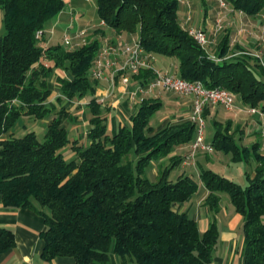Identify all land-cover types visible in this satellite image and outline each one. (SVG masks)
Here are the masks:
<instances>
[{
    "label": "trees",
    "instance_id": "1",
    "mask_svg": "<svg viewBox=\"0 0 264 264\" xmlns=\"http://www.w3.org/2000/svg\"><path fill=\"white\" fill-rule=\"evenodd\" d=\"M226 1L250 17L264 13V0ZM0 4L5 28L0 35V194L5 206L32 208L45 217L43 258L108 264L114 252L124 264H209L219 237L217 223L201 233L188 213L176 209L199 189L191 175L170 179L183 159L172 157V165L162 167L156 181L146 173L154 160L192 142L196 125L187 120L154 131L150 118L163 103L144 98L131 123L109 134L107 108L95 96L97 80L91 75L101 41L69 49L63 44L45 46L37 39L36 32L64 9L63 0ZM97 9L108 27L138 34L145 50L177 58L182 78L230 90L244 105L264 112L262 59L239 44L232 47L230 33L217 45L220 60L214 59L181 24L178 0H97ZM56 69L67 73L59 77L64 97L90 96L87 144L70 137L64 125L68 112L49 101ZM153 76V71L142 70L134 78L147 85ZM208 114L205 107L204 116ZM21 117L50 119L44 140L35 131L2 138ZM231 122L215 120L211 143L236 162H256L246 185L207 168L200 169V179L209 191L211 209H219L220 194L225 193L243 216L245 264H264L263 143L242 147L228 132ZM67 146L71 157L64 152ZM14 245V231L0 228V250Z\"/></svg>",
    "mask_w": 264,
    "mask_h": 264
},
{
    "label": "crops",
    "instance_id": "2",
    "mask_svg": "<svg viewBox=\"0 0 264 264\" xmlns=\"http://www.w3.org/2000/svg\"><path fill=\"white\" fill-rule=\"evenodd\" d=\"M213 5H216V8L212 9L210 7V1L208 0H192L190 6L184 4V8L186 10L198 11L200 8L202 13L205 14L204 21H200L198 23L199 25H202V23H204V27L198 29H203L207 31L209 36L213 38L209 46L218 45L222 37L226 33H230L232 47H235L236 44H239L242 47L249 49L253 54H255V57L260 56L262 61H264L263 20L260 22L257 16L250 17L243 11L241 12V10L234 9L231 5L230 7L233 10L224 9L219 5L218 0H216V3L214 2ZM67 13L70 19L69 23L63 22L66 24H61V20L57 19V21L53 23L51 28L47 30V32H49L48 34L46 33L45 27V33L42 38L43 45L50 46L54 44H65L67 48L75 49L71 48L69 44L65 43L64 36L66 34L71 35L77 42L78 40H80V38H76L74 36L80 33L81 31H85L86 38L88 39V41L93 39H99L101 41V46L107 43H117L121 46H124L125 44H132L134 39L139 38V36L137 37L138 34L118 32L108 26L101 27L100 18L98 21H94V18H90L89 20H87L85 19L87 18L85 13L77 14V11L73 10L70 4L67 7ZM180 13H183V10H181ZM210 14L216 16L214 21H212V19L208 17V15ZM181 17H183L182 14ZM219 18H221L223 21L224 29L219 31L214 37L213 30ZM3 20L4 11L0 4V35L5 34ZM191 21V17L187 16L185 23L188 24ZM208 21L210 24L207 27L206 25ZM180 22L185 28H187L181 19ZM196 25V22H194L190 25V28H197ZM262 26L263 31H260L259 28H261ZM260 32L263 33L260 34ZM216 48L217 46L214 48V52H210L211 56L213 57H216ZM256 54L258 56H256ZM125 58L126 55L120 56L118 59V63L115 64L112 68L107 69L106 74H110L113 70H118L122 66V63ZM152 64L156 69L162 72H168L170 74L179 73V60L175 57L156 54V59L152 62ZM59 77H67V73L61 69H56L52 73L50 77L49 86L53 92L49 101L58 109L64 107L68 112L69 116L66 118V120H64V125L68 128L70 125H73V129L77 130L78 133V136L72 139H83L86 136L84 142L87 144V132L90 128V115L87 111V105L90 100V96L81 99H67L61 93V82L59 80ZM117 82V86L115 87L114 91H112V87L107 80H97L95 94L99 102L102 97L105 99L104 102L101 101V104L103 107L107 108L108 111V132L111 135L115 134L118 131L120 125L131 123V116L138 110L139 105L141 103L140 99L142 97L158 99L162 102V100L165 99V96H167L168 99L174 98V96H176V94L171 91H169L168 94H164L163 91L166 90L162 89H158L157 91H155L154 89L151 93H148L146 95L138 93L133 96L132 93L137 90L140 84V82L136 78L132 77L131 82L128 84L127 87H125L120 82L119 78ZM59 98H62V100H59ZM177 98L179 104L177 109L178 114L176 116L166 118L165 120L161 121L157 126H153L150 123L154 131L160 130L168 123H179L190 120L193 110L192 97L177 95ZM241 103L243 106L242 101ZM80 106L81 108H78ZM207 107L209 108L208 115L214 120L220 119L221 112L223 110L227 112L237 113V110L239 109L235 107L234 110L229 111L221 105H208ZM241 108L245 107L243 106ZM261 113L264 114V112L262 111ZM44 120L47 127V125L51 123V120ZM232 122H236L237 127L240 125V122H238L237 120ZM20 128L21 125L15 124V126L9 132L5 133L2 138H8L12 133L17 134ZM242 132L243 131L239 132L241 133L240 138L246 137V135H243ZM247 137L254 138L252 134L247 135ZM207 141L212 142V140H209V138L207 139ZM254 142V140H249V143ZM190 144L191 142L185 145L186 148L189 150ZM181 147L182 146H180V148ZM222 152L223 151L220 150H215L212 153L199 152L197 153L195 159L191 160L193 162L192 166H194L195 168H197L198 166L199 169H211L236 182H239V178H246L248 173L251 174L253 172L256 166L254 160H251L249 163L244 165L243 163L238 162V167L231 166L228 164L225 166V168L218 166L221 171L220 169L218 170V168H216L217 165L219 163H223L224 161L222 156L220 155ZM68 156L71 157L72 154H68ZM168 159V157H164L160 161H153V172L155 176H157L159 170L164 167V164ZM187 166V162H185V159H183L182 163L177 166L181 169L180 175L188 174L186 171ZM188 175L194 177V175L192 174ZM208 196L209 191L206 189L204 183L201 181V183L199 184L198 191L193 194L187 201L177 204L176 209L179 212L188 213V215L197 222L201 233H204L210 227L213 221L217 223L219 229V237L218 242L213 251V260L209 264H245V238L243 232V216L236 211L231 200L225 196V193L220 194L221 198L219 209L216 211L211 209V207L207 204ZM46 227L47 226L45 223V217L41 213L37 212L35 209L28 207L5 206L2 195L0 194V228H9L15 233V245L6 251L0 250V264H76V261L71 257H58L52 260H46L43 258L45 241L42 237V234L46 230ZM90 264L100 263L92 262ZM108 264L124 263L117 254L111 252L110 261L108 262Z\"/></svg>",
    "mask_w": 264,
    "mask_h": 264
},
{
    "label": "built area",
    "instance_id": "3",
    "mask_svg": "<svg viewBox=\"0 0 264 264\" xmlns=\"http://www.w3.org/2000/svg\"><path fill=\"white\" fill-rule=\"evenodd\" d=\"M192 0H178V3L190 6ZM219 5L224 9L233 10L226 0H218ZM242 12V11H241ZM100 26H107L105 20L101 19ZM224 29V24L219 18L215 24L213 35ZM189 33L195 40L204 48H207L212 42L213 38L209 36L207 31L191 27L188 29ZM44 29L36 32L37 39H42L44 36ZM74 37L80 38L77 42L71 35L64 36L65 43L69 44L71 48H78L89 41L86 38L85 31H81ZM255 55L253 53H250ZM126 55L122 66L118 70H113L110 74H106V70L112 68L118 63L120 56ZM256 56H258L256 54ZM260 57V56H258ZM220 60L217 57H213ZM261 58V57H260ZM156 59V54L145 50L141 45L139 39H134L132 44H125L121 46L117 43H107L101 46L100 51L91 68V75L95 80H107L114 91L117 86L118 78L120 82L127 87L131 82L132 77L139 75L142 70H151L154 73L153 78L147 85L139 84L136 91L132 93L135 96L138 93L144 95L151 93L155 88L174 92L181 96H191L193 99V110L190 120L196 125V136L190 144V153L185 157V162L194 160L197 153H212L215 148L211 142L206 139V117L204 116L205 107L208 105H221L225 109L232 111L235 109L236 94L230 90L222 87L207 88L201 81H190L182 78L179 74H170L156 69L152 62ZM102 97L100 102H104ZM144 97L140 99V102ZM250 111L256 112V108H249Z\"/></svg>",
    "mask_w": 264,
    "mask_h": 264
},
{
    "label": "rangeland",
    "instance_id": "4",
    "mask_svg": "<svg viewBox=\"0 0 264 264\" xmlns=\"http://www.w3.org/2000/svg\"><path fill=\"white\" fill-rule=\"evenodd\" d=\"M65 3V7L64 9L58 13L56 16H54L51 20L48 21L47 25H46V33L48 34L49 32H47V30H49L51 28V26L53 25V23L55 21H57V19L61 20V24H66L70 22L69 19V15L67 13V7L71 6V8L73 10L77 11V14H83L85 13L87 18V20H89L90 18H94V21H98L99 20V13H98V9H97V0H63ZM210 1V7L216 8V5H213V3H216V0H208ZM212 4V5H211ZM183 10V13H180V11ZM178 14L180 19L182 20V22L184 23V25L187 28H190V25L194 22H196V26L197 28H202L204 27V23H202V25H199L198 23L200 21H204V17L205 14L202 13L201 9L199 8L198 11H192V10H186L184 8V4L179 3V10H178ZM181 14L183 17H181ZM187 16H190L192 21L190 23H185V20L187 18ZM208 17H210L212 19V21L215 20L216 16L210 14L208 15ZM259 21L261 22L263 20L264 22V16H263V12L259 13L257 15ZM66 22V23H63ZM209 21L207 23V27L209 26ZM62 26V25H61ZM108 28V27H106ZM186 28V29H187ZM260 31H263V26L261 28H259ZM263 32H260V34ZM246 34V33H245ZM244 34V35H245ZM264 34V33H263ZM243 35V36H244ZM247 36V35H246ZM245 36V37H246ZM138 37V35H137ZM65 45V44H64ZM217 45H212V46H208L206 49H209V52H214L215 51V47ZM212 47V49H211ZM211 50V51H210ZM213 57V56H212ZM264 63V61H263ZM158 88H155V91H157ZM164 94H168L169 91H163ZM174 93V92H173ZM176 94V93H175ZM177 95L174 96V98H170L168 99L167 96H165V99L162 100L163 105L160 109H158L157 111H155L152 115V117L150 118V123L153 126H157L161 121L165 120L168 117H172V116H176L178 114L177 109H178V98ZM181 96V95H179ZM241 97L239 95H236L235 97V105L236 108H239L236 112H227L225 110H223L221 112V117L219 120V122L221 123H227L229 121H235L237 120L238 122H240V125L237 127L236 122H231V126L228 130V132L232 135H234L237 139V142L242 146V147H251L252 144H254L255 142L258 141H262L263 143V148L261 149V151L264 152V114L261 113V110L259 108H256L257 111L256 112H252L249 110V106H246L243 104V106L246 108H241L242 103H241ZM78 108H81L78 107ZM105 108V107H104ZM248 108V109H247ZM259 110V111H258ZM87 111H89L87 109ZM108 112V111H107ZM113 112V111H112ZM113 114V113H112ZM134 114V113H133ZM254 120V121H253ZM21 125L20 130L17 132V134L19 136H22L24 134H26L29 131H35L36 134L38 135L39 140H44L45 137V132H46V123L45 120H41V119H32L30 117H21L18 122L16 123V125ZM44 127V128H43ZM73 125L69 126V134L71 138H75L78 136L77 130L73 129ZM240 131H243L242 134L246 135V137L244 138H240L241 133H239ZM216 132V124H215V120L210 117L209 115L206 117V139L209 138V140H212L214 134ZM258 132V133H257ZM252 134V136L254 138H248L247 135ZM239 136V137H238ZM238 137V138H237ZM86 136L81 139V141H85ZM249 140H254V143H249ZM186 144L180 145L182 146L180 148V146L175 147L172 152L167 156L169 159L165 162L164 167L167 166H171L172 165V157L174 156H180L181 158L185 159L186 156L189 155L190 150L186 148L185 146ZM185 146V147H184ZM64 152L66 153V155L68 154H72L71 148L69 146L65 147ZM223 158V163H219L217 165L216 168H218V166L225 168V166L231 165V166H236L238 167L239 164H237L238 162L234 161L232 159V155L231 154H227L225 152H222L220 154ZM162 159V158H161ZM159 159V161L161 160ZM193 162L191 160H189L187 162L188 166L186 167V171L188 174H192L194 175L195 180L198 182V184L201 183V179H200V173H199V167L197 166V168H195L194 166H192ZM239 163H243L247 164L245 162V160L240 161ZM256 165V162H255ZM153 162L151 163V165L147 168V176L149 177V179L151 181H156V176L153 172ZM220 168H218L219 170ZM180 168L179 167H174L171 172H170V179L172 181H177L179 176H180ZM221 171V169H220ZM239 182H241V184L246 185L247 183V179L246 178H239L238 179ZM225 196L229 198V196L227 194H225ZM132 264H136V263H132Z\"/></svg>",
    "mask_w": 264,
    "mask_h": 264
}]
</instances>
